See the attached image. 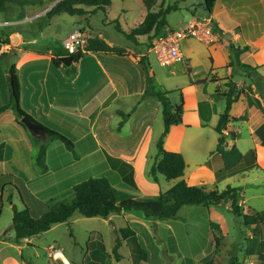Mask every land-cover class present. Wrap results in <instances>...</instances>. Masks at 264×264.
I'll use <instances>...</instances> for the list:
<instances>
[{"label": "crops", "instance_id": "crops-1", "mask_svg": "<svg viewBox=\"0 0 264 264\" xmlns=\"http://www.w3.org/2000/svg\"><path fill=\"white\" fill-rule=\"evenodd\" d=\"M145 1L136 0L132 6L122 5L116 18L106 17L104 29L114 25L111 24L114 21L124 32L135 29L142 23L147 11L157 12L153 10L152 0ZM30 10L32 7L22 10L26 15L22 20H18L14 12H0V27H6L0 30V106L9 101L7 67L1 55L12 49L17 54L11 65L15 67L19 84L21 110L38 124L67 137L74 145L77 158L61 142L54 141L48 145L46 152L47 172L43 175L35 173L31 166L28 136L16 123L13 112L7 110L0 114V177L12 175L23 180L30 193L40 200L60 187L71 193L72 187L76 185L72 179L79 174L75 167L81 163L85 164L86 171L95 175L91 178L105 177L114 187L109 176L116 181L117 177L110 173H118L107 162L106 157L110 156L132 167L134 186L131 187L137 188L141 181L145 183L142 177L144 166L148 160L152 166L156 155L150 150L151 142L158 139L153 128L157 120L162 118L160 103L144 96L145 74L141 60L154 72L155 79L147 39L142 37L134 43L126 39L127 42H120L108 33L94 29L90 21L92 16H75L74 23L71 20L68 26L67 35L75 30H84L89 37H98L109 47L117 49L118 53H87L76 64L66 66L59 61L61 57L68 56L59 52L62 41L67 37L58 31L57 26H60L61 21L54 22L59 16L50 19L40 31L28 33L32 34V39L47 37L43 49L28 48L21 39L16 40L19 24L28 19ZM107 12L108 9L100 13L108 15ZM206 17L213 21L215 30L220 34L219 41L208 46L197 41H185L180 47L182 61L167 69L169 77L175 74L187 77V90L192 102L189 104L184 96L182 124L170 129L164 138L163 148L168 152H180L175 150L174 142L187 145L184 152H180L185 159L186 172L189 166L185 151L195 154L194 150L206 143V132H211L215 137L210 139L215 144L214 148L207 150L214 158L209 163V170L213 173L223 172L229 179L239 177L257 186L264 182V99L251 83H245L242 78L235 79L236 72L229 65L228 45L248 48L240 56L241 63L256 68L258 75L264 79V0H215L211 15ZM167 23L171 28L168 18ZM54 24L55 37L52 40L53 35H46ZM53 60L60 64L56 66ZM73 67L74 72L70 71ZM228 82L235 85L238 94L235 95L229 121L222 132V145L229 144L227 147L235 149L236 144L246 136L248 147L233 163L227 160L222 146L217 151L219 135L214 130L225 108L224 85ZM153 86L155 89L161 88ZM261 92L264 94V87ZM241 130H245L244 137L240 136ZM196 169L201 171L202 166L198 165ZM257 173L261 174V178L253 177ZM184 178L185 173L179 180L185 182ZM179 180L171 181V188ZM153 192L156 191L149 190L148 193ZM0 193L2 195L3 190ZM239 196H242L241 192ZM12 204L10 202V206ZM239 205L245 211H253L241 199ZM120 216L124 217L126 213ZM115 217L119 216H112L108 220ZM129 228L135 232V237L124 242L127 248L141 239L137 230ZM23 241L31 243V239H23L21 243ZM130 252L136 256V250ZM49 263L52 264L51 261ZM60 263L70 264L64 257Z\"/></svg>", "mask_w": 264, "mask_h": 264}, {"label": "rangeland", "instance_id": "rangeland-1", "mask_svg": "<svg viewBox=\"0 0 264 264\" xmlns=\"http://www.w3.org/2000/svg\"><path fill=\"white\" fill-rule=\"evenodd\" d=\"M134 1L136 0H111L112 5L108 8V15L100 12L92 15L90 21L93 28L108 33L111 37H115L120 42H125V38L122 37V34L116 29L115 25L104 29L103 24L106 22L107 16L109 19L116 18L121 11L122 5L132 6ZM143 1L146 3L145 0ZM152 2L153 10L157 12L160 10L159 6L161 3L163 8L177 5L178 10L171 12L167 16L171 28L175 30L181 28L182 24L203 19L208 16L203 7L204 0H152ZM55 3H51L50 0H44L42 7H32V10L27 13L28 19H24L25 21L23 20L26 23L22 21V24H19L20 30L16 28L19 31L16 40L18 41L21 39L23 43L28 45V48L43 49V42H45L47 37L40 36L36 39H32V34L28 33L30 31H38V22H40V18L45 15L43 12L51 8ZM22 16L25 17L26 15L23 13ZM59 20L61 23L60 26L57 27L59 28V33L63 36L69 33L68 26L71 25V20H73L74 23L76 18L73 17L72 19L70 16L62 15L54 22L56 23V21ZM122 20H124L123 17ZM16 22L21 23V21H15V23ZM55 25L56 24L52 26L46 35H53L51 38L52 40L55 37ZM5 28L6 27H0V30ZM129 28L132 29L133 26L130 25ZM185 41L195 40L181 41L180 47ZM149 59L155 71L153 85L161 86L159 89H164L169 93L168 100L170 104L173 106L178 105L180 95L183 101L185 96L190 104L192 101L191 95L187 90V77H182L181 75L178 77L177 74L169 77L167 70L169 68L168 66L171 67L174 63L168 66H161L152 54H150ZM234 70L236 72V80L242 78L245 83H250L236 66H234ZM153 130L158 139L151 142L150 150L155 154L157 153L156 143L163 132L162 118L157 120ZM206 133L208 134V138L205 141L206 143L198 150H194V152H196L195 154L185 151L189 166V169L184 172L185 184L202 187L207 191L216 189L222 191L227 186L236 187L240 189L242 195L240 199L246 207L253 209L255 212H263L264 182L258 183V185L255 186V184H251L250 181H246L245 179L242 180L239 177L229 179L223 172L213 173L209 170V163L214 158H212L207 150H209V148H214L215 142L210 138L215 136H213L214 134L211 132ZM244 135L245 130H241L240 136L244 137ZM244 138L246 139V136ZM245 139L238 142L235 149H233L232 146L227 147L226 144L222 145V151L226 154V158L229 162H235L239 154H244L247 151L248 147ZM228 140L231 141L230 138H228ZM185 146L187 145H184V143L177 144L174 142L175 150H180V152H184L186 149ZM150 162L151 161L148 160L147 164L144 166L142 176L146 184L140 180L141 183L137 184V188H133L127 183L122 182L118 174L111 172L110 174L113 173L118 179L115 181L109 176L113 183V188L119 194L130 196L135 200H146L144 195L148 193L149 190L166 193L171 188L173 182L167 181L160 176V181L156 185L149 174L151 168ZM198 165L202 166V172L196 169ZM75 169H77L76 172H79V174L73 177V183L78 184L95 176L92 172L86 171L85 164L80 163ZM193 172L196 173L193 174ZM10 177L13 176L8 175L7 179ZM253 177L261 178V174H254ZM21 181L28 190L24 181ZM262 181H264V179ZM1 190H3V193L2 195L0 193V264H51L47 257L48 250L50 249L48 248L49 246H51L52 249L61 250V258L63 259L64 257L70 264L72 262L75 264H138V252L136 256H134V254L130 252V249L124 246V243H122L118 251V258L112 253L117 238V231L125 227H131L139 232L141 240L149 253H151L152 264H197L203 261L208 262L210 259H212L211 264H229L231 258L234 257H238L244 264H264V258L259 259L258 256H256L259 251L264 253V221L259 226L258 235L253 236L252 230L244 226L243 220L229 211L227 203H222L219 206L213 207L212 210H207L202 206H186L180 211V219L165 222L147 220L138 212H127L126 216L115 217L113 220H103L101 218L88 219L75 213L66 223L40 234L39 237L31 238V243L23 241L20 244H15L13 242L15 234L12 229V207L10 206V202H13L18 210H23L25 206L24 203H21L15 190H12L8 186L3 188L0 184V191ZM71 195L72 192L68 193L64 187H60L59 190L53 194H45L43 199L40 200L32 195L41 203V206H32L31 208L30 205V213L33 217H36L50 208L56 207L60 202L70 201ZM10 197H12V199H10ZM28 200L30 201L29 198ZM241 210L246 213L243 206H241ZM213 235L215 238V242H212L213 248L211 251H205ZM100 246L103 247L104 252L100 249ZM248 249H252L256 255L249 256V254H247ZM62 259L57 262L53 261L52 264H61L60 262Z\"/></svg>", "mask_w": 264, "mask_h": 264}, {"label": "trees", "instance_id": "trees-1", "mask_svg": "<svg viewBox=\"0 0 264 264\" xmlns=\"http://www.w3.org/2000/svg\"><path fill=\"white\" fill-rule=\"evenodd\" d=\"M51 3L56 4L40 18L38 31L53 17L60 15H67L70 17H85L95 15L97 12L105 13L111 6V0H50ZM44 0H0V12L9 13L14 12L18 20L24 18L22 10L26 7H42ZM215 0H205L204 10L206 14L211 15ZM161 5L160 10L156 13L147 11V14L135 29L124 32L120 29L116 21L112 22L116 29L124 36V38L134 43L136 39L145 37L147 39V46L161 34L170 30L167 23V16L177 11V5L167 6L165 8ZM7 41H5L6 43ZM1 43V41H0ZM148 47V48H149ZM248 48H238L233 45H228L229 51V65L234 68L237 67L250 83L255 86L256 90L260 92L264 99V94L261 89L264 87V79L257 73V69L244 65L240 61V56ZM61 54L66 52L61 49ZM114 52L118 53L115 48L109 47L104 41L98 37H89L85 47V53H102ZM82 53L76 55H68L72 59V64H76L82 57ZM16 52L12 49L5 51L1 55V59L5 62L7 67L8 82H9V101L5 105L0 106V114L7 110H11L15 116L16 123L26 132L31 145V166L35 173L43 175L47 172L48 167L46 163V152L48 145L54 141L61 142L64 147L76 159L77 154L74 150L73 143L64 135L52 129L46 128L26 115L19 106V84L16 77L15 67L11 65L12 59L16 57ZM67 55V54H66ZM57 66L60 63L53 60ZM143 72L145 74V97L156 99L162 108L163 132L156 143L157 153L154 157V163L150 168L149 174L154 183L158 184V176H162L167 181L179 180L183 177L186 163L182 154L168 152L163 148V140L169 134L171 128L182 124V114L184 101L180 95L178 105H171L168 100L169 93L164 89H155L153 86L154 75L150 71L148 64L141 60L140 62ZM70 71H75L74 67ZM224 95L225 108L222 114L218 117V122L214 128L219 135L217 151L223 144L222 132L229 121L232 105L235 103V95L238 91L232 82L226 83ZM218 93V91H216ZM26 116L33 122L37 123L43 130L42 136H33L20 123V118ZM107 162L112 170L116 171L122 180L130 186H134L133 170L130 165L122 162L119 159L107 156ZM8 175L0 177V182L3 188L10 187L12 190H17L24 203V209L18 210L12 204V229L15 234L13 242L20 244L23 239H31L39 236L42 233L49 231L53 226L66 223L75 213H78L84 218H101L108 220L112 216H120L127 212L141 213L144 218L152 221H170L180 219V211L186 206H202L210 209L219 206L222 203H227L229 211L236 217L243 220L244 226L250 228L253 236L258 235L259 226L264 221V211L255 212L250 209L246 213L242 212L241 205H239L238 188L227 186L224 190L206 191L202 187L188 186L184 181L179 180L166 193L153 192L145 193L146 200H135L119 194L109 183L106 178H90L72 187V195L70 201H63L57 204L56 207L50 208L46 212L33 217L30 213V205L40 207L38 202L25 188L21 179L17 177H10ZM8 180V181H7ZM4 182V183H3ZM3 183V184H2ZM30 199V201L28 200ZM12 199V197H10ZM28 203L27 202V200ZM264 223V222H263ZM135 237V232L129 227L119 229L117 231V238L112 249L113 255L118 258V251L122 243ZM212 242H215L214 235L210 239L208 247L205 251H211L213 248ZM100 249L104 252L103 247ZM130 250L138 252V264H152L151 255L141 239L133 246L129 245ZM249 256L256 254L252 249L247 250ZM259 259L264 258V253L258 252L256 255ZM212 259L208 262L203 261L197 264H211ZM75 264V263H71ZM229 264H244L238 257L231 258Z\"/></svg>", "mask_w": 264, "mask_h": 264}, {"label": "built area", "instance_id": "built-area-1", "mask_svg": "<svg viewBox=\"0 0 264 264\" xmlns=\"http://www.w3.org/2000/svg\"><path fill=\"white\" fill-rule=\"evenodd\" d=\"M51 8L43 13L48 12ZM219 38L220 34L215 30L213 21L206 17L182 24L181 28L177 30H167L151 43L148 53L152 54L161 66H168L182 61L181 41L195 40L208 46L218 42ZM88 39L89 36L86 31L75 30L62 41L61 46L67 55L84 54ZM47 257L49 261L55 262L62 259V252L59 249L50 248Z\"/></svg>", "mask_w": 264, "mask_h": 264}, {"label": "water", "instance_id": "water-1", "mask_svg": "<svg viewBox=\"0 0 264 264\" xmlns=\"http://www.w3.org/2000/svg\"><path fill=\"white\" fill-rule=\"evenodd\" d=\"M60 62H62L66 66H70L72 64V59L69 56H64L59 59ZM20 123L27 129V131L33 135V136H42L43 130L42 128L35 122H33L31 119H29L26 116H22L20 118ZM16 194L19 197L21 203H23L22 198L17 190Z\"/></svg>", "mask_w": 264, "mask_h": 264}]
</instances>
